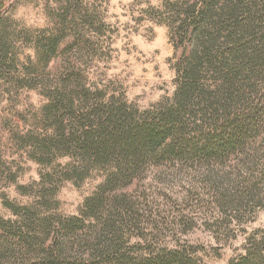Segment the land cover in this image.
<instances>
[{
	"label": "trees",
	"instance_id": "1",
	"mask_svg": "<svg viewBox=\"0 0 264 264\" xmlns=\"http://www.w3.org/2000/svg\"><path fill=\"white\" fill-rule=\"evenodd\" d=\"M22 1L0 0V88L10 96L40 89L48 99L44 134L21 142L33 162L50 167L58 157L72 159L43 176L36 205L50 206L45 190L62 180L79 184L93 171L105 180L76 217H43L36 208L5 203L20 220L0 217V264H197L182 250L126 251V233L143 222L133 192L152 168L189 165L215 178L211 207L220 213L241 218L264 199V0L167 6L180 53L176 91L148 112L85 83L77 61L94 46L79 26L93 28L96 16L81 0H43L56 3L59 14L54 31L36 33L12 18ZM24 48H32L45 68L55 60L62 67L20 76ZM245 250L231 264H264V231L249 237Z\"/></svg>",
	"mask_w": 264,
	"mask_h": 264
},
{
	"label": "rangeland",
	"instance_id": "2",
	"mask_svg": "<svg viewBox=\"0 0 264 264\" xmlns=\"http://www.w3.org/2000/svg\"><path fill=\"white\" fill-rule=\"evenodd\" d=\"M177 2L81 0V8L96 16L93 28L81 23L79 26V32L94 46L77 61L85 83L125 99L141 112L153 111L158 104L172 99L180 53L168 25L167 6ZM55 4L25 0L12 18L34 33L51 32L56 27L53 16L59 14ZM71 39L69 36L65 43ZM20 62V76L30 71L44 75L63 64L55 60L45 68L32 48L21 51ZM47 104L40 89H18L10 96L0 88V217L5 221L20 220L5 203L36 208L41 216L76 217L85 200L97 193L105 180L99 171L91 172L79 184L65 180L58 184L56 180L57 187L45 190L49 191L50 206L36 205L40 200L37 192L44 191L40 190L43 176L55 174L57 166L72 162L71 158L58 157L53 165L43 167L30 159V147L21 145L25 136L44 134L41 122ZM179 169L177 165L152 168L140 190H134L144 223L126 233V251L139 256L182 250L197 264H231L245 254L248 238L264 231V199L250 205L249 214L244 212L241 218L233 212L220 213L212 208V184L216 180L206 168L188 165Z\"/></svg>",
	"mask_w": 264,
	"mask_h": 264
}]
</instances>
